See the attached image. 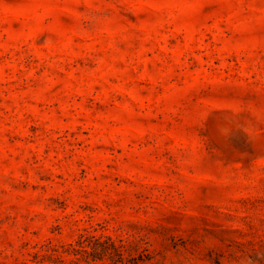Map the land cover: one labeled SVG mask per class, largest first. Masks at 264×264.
Wrapping results in <instances>:
<instances>
[{
    "label": "rangeland",
    "instance_id": "obj_1",
    "mask_svg": "<svg viewBox=\"0 0 264 264\" xmlns=\"http://www.w3.org/2000/svg\"><path fill=\"white\" fill-rule=\"evenodd\" d=\"M264 264V0H0V264Z\"/></svg>",
    "mask_w": 264,
    "mask_h": 264
},
{
    "label": "trees",
    "instance_id": "obj_2",
    "mask_svg": "<svg viewBox=\"0 0 264 264\" xmlns=\"http://www.w3.org/2000/svg\"><path fill=\"white\" fill-rule=\"evenodd\" d=\"M129 262L133 263V264H137L136 260L134 261L133 259H131Z\"/></svg>",
    "mask_w": 264,
    "mask_h": 264
}]
</instances>
